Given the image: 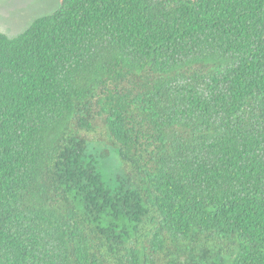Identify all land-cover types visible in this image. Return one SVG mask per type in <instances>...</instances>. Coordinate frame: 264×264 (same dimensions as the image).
<instances>
[{"label": "trees", "instance_id": "16d2710c", "mask_svg": "<svg viewBox=\"0 0 264 264\" xmlns=\"http://www.w3.org/2000/svg\"><path fill=\"white\" fill-rule=\"evenodd\" d=\"M0 264H264V0L0 31Z\"/></svg>", "mask_w": 264, "mask_h": 264}, {"label": "rangeland", "instance_id": "374dc122", "mask_svg": "<svg viewBox=\"0 0 264 264\" xmlns=\"http://www.w3.org/2000/svg\"><path fill=\"white\" fill-rule=\"evenodd\" d=\"M59 0H0V31L16 36L31 22L58 7ZM108 165L105 169H111Z\"/></svg>", "mask_w": 264, "mask_h": 264}]
</instances>
